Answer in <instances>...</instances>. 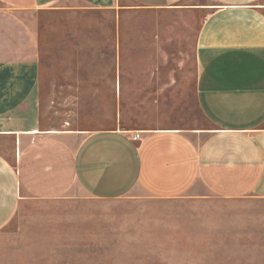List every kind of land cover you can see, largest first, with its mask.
Returning a JSON list of instances; mask_svg holds the SVG:
<instances>
[{
  "label": "crops",
  "instance_id": "crops-1",
  "mask_svg": "<svg viewBox=\"0 0 264 264\" xmlns=\"http://www.w3.org/2000/svg\"><path fill=\"white\" fill-rule=\"evenodd\" d=\"M128 11L146 28L128 29ZM37 17L91 20L48 32L55 101L112 102L113 121H42L50 46ZM170 17H197L203 123L188 119L185 78L170 76ZM0 145V264H79L95 246L170 240L198 246L200 264L218 247L230 264H264V0H0ZM31 202L65 216L19 221ZM149 202L167 209L111 220ZM94 203L113 204L107 220L79 210Z\"/></svg>",
  "mask_w": 264,
  "mask_h": 264
},
{
  "label": "rangeland",
  "instance_id": "rangeland-1",
  "mask_svg": "<svg viewBox=\"0 0 264 264\" xmlns=\"http://www.w3.org/2000/svg\"><path fill=\"white\" fill-rule=\"evenodd\" d=\"M140 13V12H137ZM134 11H128L127 14V28L130 30L146 28L142 19L144 17H136ZM101 18V17H100ZM87 17H37L34 25L38 30L41 38L47 41L50 49L44 57V69L47 73L46 85L42 87V101L41 107L46 111L45 117L42 121L48 126H58L63 123V126L74 127L94 124L95 126H103L113 121L112 114L114 113V103L112 102H81V101H64L62 98L64 94L59 92L57 96L59 99L55 101V86L54 77L56 71V49L55 38L50 37L48 32L57 29H70V28H87L91 24V20ZM96 19V18H95ZM97 20V19H96ZM95 20V21H96ZM196 20L197 17H170V76L185 78V83L189 87L183 88L184 97L186 101L183 102L184 106L188 108L189 117L192 123H203L204 120L196 108V103L193 97V78L195 73V57H194V39L196 34ZM107 22H104L106 25ZM103 22L95 23V26H102ZM149 24V23H148ZM150 28V27H148ZM188 89V90H187ZM61 91V88H59ZM133 105V104H131ZM79 113V117L76 116ZM69 122V123H66ZM1 146V145H0ZM3 146L6 147V144ZM31 206L37 205L35 202L30 203ZM101 205V206H100ZM113 204H100L94 203V209L80 206L79 210L83 213H95V218L107 220V206ZM180 207V206H176ZM44 205H37V207H30L29 213L24 217H20L19 221H54L65 215H54V207H51L52 213L40 215V210H44ZM123 208L125 213H120ZM172 208V207H171ZM181 207L180 209H182ZM154 209H167L166 206L159 205L155 202L144 204H126L123 206H116L111 209V220H119L133 222L138 215L149 213ZM175 209V208H174ZM191 209V208H188ZM137 214V216L135 215ZM185 220H190V217H185ZM168 238L163 239L167 241ZM174 243V244H172ZM87 247H84V250ZM122 248V251L120 249ZM199 247L195 245H181L175 240H170V245H131L126 247L118 246H95L89 254L88 252H80L79 258L82 259L79 264H200L198 262ZM222 247H218L219 260L217 263L212 264H230L224 260ZM221 253H220V251ZM58 257L56 254L53 255ZM60 256V255H59ZM89 256L93 261H85V257ZM186 260V261H185ZM32 263V264H38ZM43 264V263H41Z\"/></svg>",
  "mask_w": 264,
  "mask_h": 264
},
{
  "label": "built area",
  "instance_id": "built-area-1",
  "mask_svg": "<svg viewBox=\"0 0 264 264\" xmlns=\"http://www.w3.org/2000/svg\"><path fill=\"white\" fill-rule=\"evenodd\" d=\"M133 138L134 139H139L140 138V132L139 131L134 132Z\"/></svg>",
  "mask_w": 264,
  "mask_h": 264
},
{
  "label": "bare ground",
  "instance_id": "bare-ground-1",
  "mask_svg": "<svg viewBox=\"0 0 264 264\" xmlns=\"http://www.w3.org/2000/svg\"><path fill=\"white\" fill-rule=\"evenodd\" d=\"M53 132H55V131H53Z\"/></svg>",
  "mask_w": 264,
  "mask_h": 264
}]
</instances>
